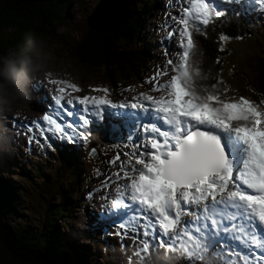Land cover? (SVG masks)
<instances>
[{
	"label": "snow or ice",
	"instance_id": "6c2138e0",
	"mask_svg": "<svg viewBox=\"0 0 264 264\" xmlns=\"http://www.w3.org/2000/svg\"><path fill=\"white\" fill-rule=\"evenodd\" d=\"M248 3L264 14V0ZM190 4L174 17L180 28L167 33L169 40L179 36L178 59L158 66L148 81L151 91L161 95L141 93L131 102L116 103L109 98V88L97 87L93 91L103 95L75 98L83 109L68 111V116H78L67 124L71 132L49 115L42 119L71 142L89 141L87 126L94 117L116 118L127 129L133 150L124 153L126 160L117 155L110 162L120 161L112 174L116 195L107 213L101 206L99 222L110 220L124 235L136 233L134 243L143 228L144 239L135 251L138 264H146L161 247L166 259L177 256L189 264H214L217 259L223 264H258L264 261V100L257 104L245 97L222 98L218 89L225 84L222 79L200 85L197 91L194 78L198 34L226 16L223 4L242 0H190ZM171 23L165 20L161 28H171ZM229 39L219 37L220 42ZM164 54L169 55L167 49ZM49 83L61 85L52 97L58 114L66 96L67 105H73L71 93L82 91L64 80ZM223 91H229L226 85ZM31 124L40 126L38 121ZM108 186L102 182V188ZM186 215L194 219L185 220Z\"/></svg>",
	"mask_w": 264,
	"mask_h": 264
},
{
	"label": "rangeland",
	"instance_id": "374dc122",
	"mask_svg": "<svg viewBox=\"0 0 264 264\" xmlns=\"http://www.w3.org/2000/svg\"><path fill=\"white\" fill-rule=\"evenodd\" d=\"M103 0H80L77 5L70 6L67 10L68 24L60 26L56 31V37L46 38L48 47L53 52V58L49 64L47 74L39 75L30 86L31 99L30 103L23 106L16 115L7 114L0 116V162L1 165L8 163V174L3 175L9 180L15 189L24 192L25 199L22 208L24 216H12V224H18L26 221L32 225H39L45 215L46 208L50 202V206H56L57 197L49 198L41 193L42 181L52 179L57 175V179L62 180V187L69 188L72 182L79 183L83 188V193L78 201H73L67 207L70 212L64 228L60 227V243L56 249L58 253H68L64 240L66 238L75 239L73 242L77 247L86 249L85 264H138V258L135 255L136 248L141 246L139 241L144 239L143 228L136 242L133 237L137 234L128 232L124 235L123 229H118L112 224H104L99 222L102 205H105L103 211L107 213L111 208V201L116 195L117 183L113 173L118 171L120 161H116L115 165L110 163L117 155L121 160H126L125 152L132 151V142L128 139V131L123 128L121 122L116 119H108L114 123V127L107 130V135L112 139V144L107 148L105 146L97 147L96 153L91 154V148L82 139L71 142L67 134L61 138L60 133L55 131L54 126H50L43 121L44 115H49L57 123L67 129V124L78 120V116H68V111L75 108L83 109L78 105L76 97L83 95H103V93L95 92L93 89L97 87H107L110 89V99L113 102H131L132 97L141 93H149L159 96L162 93L151 91V85L148 83L158 66H162L169 58L178 59L176 52L178 50L179 36H174L171 40L167 39V33L172 28L179 29L180 25L174 22V17L182 15L185 6H191L190 0H153L155 4V12L149 14L143 20L139 38L142 40L149 39L152 50L149 51L152 59L147 65H124L123 70L119 67L111 70L97 68L93 73H89L84 67H77L74 64L73 52L78 42L86 36L87 19L96 10ZM133 5V2H132ZM229 7L236 15H243L250 24V34H246L239 39H229L222 42V47L226 52V57L222 63L223 71L218 79H222L225 84L218 86L222 98H248L257 104L264 100V95L260 92L257 83V66L252 60H257L258 54L264 53V14L255 10L254 5H250L248 0H242V4H223L222 7ZM132 6H130L131 9ZM142 8H146L141 4ZM161 9H160V8ZM219 19V18H216ZM165 20L172 22L171 28H161ZM206 26L203 32H206ZM6 33H10L7 31ZM199 34L197 36V39ZM198 45V41H197ZM165 49L169 55H165ZM127 54H133L143 51L140 45L129 44L124 47ZM145 51V50H144ZM199 46L194 59V78L200 91V85L208 84V81L201 79L197 75V67L199 64ZM254 60V61H255ZM52 79H59L77 84L82 91L72 92L73 105H67V99L62 101V106L57 112L52 97L57 94L56 88L61 85H52L49 83ZM168 79V77H163ZM131 80V81H130ZM152 83H155L153 81ZM213 84V83H212ZM229 91H223L224 86ZM125 89H128L125 91ZM71 92V90H68ZM264 107V105H261ZM94 122L90 123L87 128H91L93 124H101L104 119L99 117L93 118ZM106 119V118H105ZM15 121V122H14ZM32 121H38L40 126L31 124ZM26 125L24 128L18 127L19 124ZM82 124V122H81ZM28 126L32 131H28ZM101 129V128H100ZM83 130V129H81ZM67 129V132H71ZM96 131V130H94ZM100 131V130H99ZM142 135V133H141ZM31 138V139H30ZM137 143H141L140 137H135ZM120 149H117V146ZM77 146L80 151L81 158L74 162V165L81 167L82 174L76 179L69 174L62 173L59 165L61 159V150ZM105 147V148H104ZM93 149V148H92ZM140 151V149H137ZM76 166V165H75ZM139 167V166H137ZM38 174L46 178H39ZM122 176L123 173L121 172ZM100 176V178L98 177ZM51 181V182H52ZM94 183H92V182ZM68 182H71L69 184ZM102 182L109 186L102 188ZM60 187V183L53 182ZM118 183H125L120 180ZM62 189V188H61ZM55 190H58L57 188ZM91 194V195H90ZM107 196V199L102 197ZM185 220H193L192 215L184 216ZM60 225V222H58ZM101 226H103L101 228ZM120 234H117V233ZM156 243H159L157 240ZM177 244L180 241L176 242ZM247 250L241 249L242 252ZM73 257L75 255L73 253ZM259 255V252L256 253ZM216 264H223V261L217 259ZM146 264H189L187 260L173 256L171 259L165 258V249L159 248L158 255L154 254ZM242 264V262H241ZM258 264H264V261H258Z\"/></svg>",
	"mask_w": 264,
	"mask_h": 264
},
{
	"label": "trees",
	"instance_id": "16d2710c",
	"mask_svg": "<svg viewBox=\"0 0 264 264\" xmlns=\"http://www.w3.org/2000/svg\"><path fill=\"white\" fill-rule=\"evenodd\" d=\"M79 1L0 0V54L22 44L32 34L45 39L56 37L55 31L60 26L69 23L67 22L68 8L77 5ZM152 1L132 0L133 5L129 9L128 18L120 32L116 34L95 32L88 25V18V32L74 48L75 66L84 67L91 74L97 68L111 70L121 67L120 69L123 70V64L147 65L152 60L149 55L152 46L149 44L150 38L147 40L139 38V32L144 18L155 12L156 5L160 6L159 3L155 4ZM141 4L146 8H142ZM225 9H227L226 16L215 19L206 32L200 33L197 39L200 51L196 73L201 79L208 81L206 86L216 83L223 71L222 63L226 52L220 50L222 47V42L219 40L220 35L224 34L236 40L243 35L247 37L250 34V24L245 17L236 15L229 7ZM7 31L10 33H6ZM129 44L140 45L145 51L127 54L124 47ZM254 60L252 62L257 66L258 88L264 95V53L258 54L257 60ZM218 86L220 88V85ZM208 90L213 89L209 87ZM90 136L88 148H99L102 145L108 148L111 143L106 129L91 132ZM77 150V146L62 149L61 159H59L62 173L69 174L76 179L82 174V168L77 164L74 165V162L81 158V152ZM1 164L0 162V264H85L86 249L77 247L73 238L64 240L65 247L69 250L68 253L56 251L60 243V227L64 228L70 215L67 207L71 202L81 198L84 187L79 183L68 182L71 186L64 189L60 178L59 181H54L59 175L53 172L52 174L57 176L52 177L53 181L52 179L42 181L41 193L49 198L57 197L56 206H50L49 202L39 225H32L26 221L13 225L12 216L25 215L24 209L21 212L18 210L22 208L26 196L21 190L15 189L3 176L10 172L7 168L8 163ZM38 177L43 178L41 174H38ZM53 182H59L62 189ZM56 188L58 190H55ZM104 224L112 223L107 220ZM70 253H73L75 257Z\"/></svg>",
	"mask_w": 264,
	"mask_h": 264
},
{
	"label": "clouds",
	"instance_id": "9594fccd",
	"mask_svg": "<svg viewBox=\"0 0 264 264\" xmlns=\"http://www.w3.org/2000/svg\"><path fill=\"white\" fill-rule=\"evenodd\" d=\"M52 58L46 39L37 34L0 54V116L16 115L30 103V86L39 75L47 74Z\"/></svg>",
	"mask_w": 264,
	"mask_h": 264
},
{
	"label": "water",
	"instance_id": "95a60500",
	"mask_svg": "<svg viewBox=\"0 0 264 264\" xmlns=\"http://www.w3.org/2000/svg\"><path fill=\"white\" fill-rule=\"evenodd\" d=\"M132 0H103L88 19L92 30L100 34L118 33L128 18Z\"/></svg>",
	"mask_w": 264,
	"mask_h": 264
},
{
	"label": "bare ground",
	"instance_id": "6f19581e",
	"mask_svg": "<svg viewBox=\"0 0 264 264\" xmlns=\"http://www.w3.org/2000/svg\"><path fill=\"white\" fill-rule=\"evenodd\" d=\"M254 247V246H253Z\"/></svg>",
	"mask_w": 264,
	"mask_h": 264
}]
</instances>
